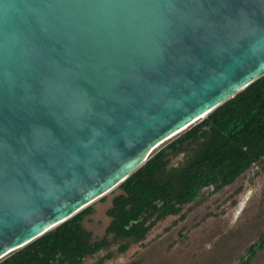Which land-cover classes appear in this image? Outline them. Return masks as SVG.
<instances>
[{
  "label": "water",
  "instance_id": "water-1",
  "mask_svg": "<svg viewBox=\"0 0 264 264\" xmlns=\"http://www.w3.org/2000/svg\"><path fill=\"white\" fill-rule=\"evenodd\" d=\"M263 74L264 0H0V259Z\"/></svg>",
  "mask_w": 264,
  "mask_h": 264
},
{
  "label": "trees",
  "instance_id": "trees-1",
  "mask_svg": "<svg viewBox=\"0 0 264 264\" xmlns=\"http://www.w3.org/2000/svg\"><path fill=\"white\" fill-rule=\"evenodd\" d=\"M205 124L209 134L206 145L202 141ZM179 154L183 160L170 165L171 157ZM205 157H208L206 170L202 167ZM248 172L255 175L264 172V74L202 120L161 143L116 186L123 193L114 197L113 206L107 210L112 221L100 240L90 241V233L82 226V220L93 212L90 204L5 255L0 264H80L83 257L109 244L107 234L142 240L167 215H178L170 225L175 226L209 196L233 185ZM204 188H209L206 193L202 192ZM241 190L239 184L234 193ZM246 210L233 227L211 229L205 234L199 258L186 264H264V186L257 206ZM143 211L146 214L138 221ZM208 214L211 213L205 216ZM130 221L134 222L127 228ZM127 246L123 244L119 250ZM154 250L126 264L174 263L166 253L171 250L170 244Z\"/></svg>",
  "mask_w": 264,
  "mask_h": 264
},
{
  "label": "rangeland",
  "instance_id": "rangeland-1",
  "mask_svg": "<svg viewBox=\"0 0 264 264\" xmlns=\"http://www.w3.org/2000/svg\"><path fill=\"white\" fill-rule=\"evenodd\" d=\"M182 160V154L171 157L170 165H177ZM239 184H242V190L235 194L234 190ZM263 186L264 172L260 175L248 172L238 182L209 196L179 224L170 226L178 215H168L147 232L145 239L130 242L125 251L121 252L119 246L126 240H111L107 248L86 256L82 264H126L131 259L148 256L158 246L162 249L168 244L171 250L166 253L174 261L173 264H186L188 260L194 262L202 252L201 241L205 234L211 229L226 230L233 227L248 212L247 208L257 206ZM208 189L204 188L202 192L206 193ZM118 192L120 190L115 187L105 194L104 200L99 198L93 203V213L86 216L83 222L85 228H90L95 235L103 233L108 222L106 208L112 196ZM208 212L211 214L205 216Z\"/></svg>",
  "mask_w": 264,
  "mask_h": 264
},
{
  "label": "flooded vegetation",
  "instance_id": "flooded-vegetation-1",
  "mask_svg": "<svg viewBox=\"0 0 264 264\" xmlns=\"http://www.w3.org/2000/svg\"><path fill=\"white\" fill-rule=\"evenodd\" d=\"M206 117V116H205ZM204 129H205V132H206V134H205V136H203V138H202V141H203V143H204V145H206V143H207V141H208V137H209V134H208V125L207 124H205L204 125ZM203 167V169L204 170H206L207 169V167H208V157H205V161H204V165L202 166ZM236 182H238L237 180L235 181V183ZM232 184H230V185H227V186H231ZM210 186H212L213 187V185L212 184H210ZM120 190V192H118L117 194H115V195H113L112 196V198L110 199V201H109V204H110V206L106 209V211H105V213H106V216L108 217V222H107V224H106V226H105V228H104V231H103V233L101 234V235H95L94 233H93V231L90 229V228H85L84 227V225H83V222H84V219L82 220V226L90 233V241H95V240H100L102 237H104L105 236V230H106V227L111 223V221H112V217L111 216H109L108 214H107V210L108 209H110L112 206H113V199H114V197L115 196H117V195H119V194H121V193H123V191L121 190V189H119ZM145 212L143 211L139 216H141V219L140 220H138V221H142V219L144 218V216H145ZM90 215V214H89ZM88 216V215H87ZM168 216V215H167ZM166 217V216H165ZM164 217V218H165ZM163 219V218H162ZM160 221V220H159ZM134 222V221H130L129 222V224L127 225V228L132 224V223ZM158 222V221H157ZM156 222V223H157ZM131 223V224H130ZM156 223L153 225V226H155L156 225ZM152 226V227H153ZM151 227V228H152ZM150 228V229H151ZM149 229V230H150ZM148 230V231H149ZM147 234V233H146ZM145 237H146V235H145ZM106 238L109 240V244L107 245V246H105V247H103V248H101V249H99V250H97V251H95L94 253H92V254H88V255H94L95 253H97L98 251H100V250H103V249H105V248H107L109 245H110V243H111V240H113V241H117V240H121V239H123V240H126L124 243H121L120 244V246L121 245H123V244H127L128 246H129V243L130 242H137V241H141V240H135V239H133L132 237H121V238H114V235L112 234V233H109V234H107L106 235ZM111 238V239H110ZM145 239V238H144ZM143 240V239H142ZM120 246H119V248H120ZM128 246H127V248H128ZM126 248V249H127ZM125 249V250H126ZM125 250H123V251H125ZM121 251V250H120ZM123 251H121V252H123ZM88 255H86V256H88ZM85 256V257H86ZM85 257H83V259H82V261H81V263L80 264H82L83 263V260L85 259Z\"/></svg>",
  "mask_w": 264,
  "mask_h": 264
},
{
  "label": "crops",
  "instance_id": "crops-1",
  "mask_svg": "<svg viewBox=\"0 0 264 264\" xmlns=\"http://www.w3.org/2000/svg\"><path fill=\"white\" fill-rule=\"evenodd\" d=\"M104 199H105V198H102V197H101V200H104ZM97 200H98V199H97ZM95 201H96V200H95ZM95 201H93V202L91 203V205H92V207H93V211H94L93 203H94ZM109 206H110V204L108 205V207H109ZM108 207H107V208H108ZM107 208H106V209H107ZM92 213H93V212H92ZM92 213H91V214H92ZM91 214H90V215H91Z\"/></svg>",
  "mask_w": 264,
  "mask_h": 264
}]
</instances>
